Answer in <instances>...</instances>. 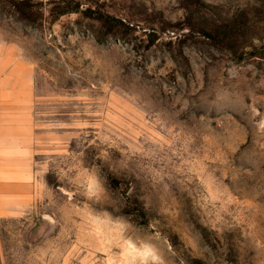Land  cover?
<instances>
[{
  "label": "rangeland",
  "instance_id": "374dc122",
  "mask_svg": "<svg viewBox=\"0 0 264 264\" xmlns=\"http://www.w3.org/2000/svg\"><path fill=\"white\" fill-rule=\"evenodd\" d=\"M264 264V0H0V264Z\"/></svg>",
  "mask_w": 264,
  "mask_h": 264
},
{
  "label": "clouds",
  "instance_id": "9594fccd",
  "mask_svg": "<svg viewBox=\"0 0 264 264\" xmlns=\"http://www.w3.org/2000/svg\"><path fill=\"white\" fill-rule=\"evenodd\" d=\"M142 264H158V258L150 250H147L143 254Z\"/></svg>",
  "mask_w": 264,
  "mask_h": 264
}]
</instances>
